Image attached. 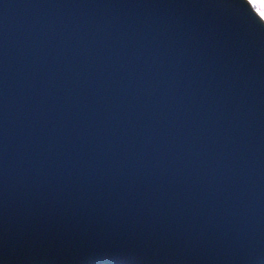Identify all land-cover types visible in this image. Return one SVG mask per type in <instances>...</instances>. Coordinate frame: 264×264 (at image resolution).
I'll use <instances>...</instances> for the list:
<instances>
[{"label": "water", "instance_id": "obj_1", "mask_svg": "<svg viewBox=\"0 0 264 264\" xmlns=\"http://www.w3.org/2000/svg\"><path fill=\"white\" fill-rule=\"evenodd\" d=\"M0 264H264L246 0H0Z\"/></svg>", "mask_w": 264, "mask_h": 264}, {"label": "snow or ice", "instance_id": "obj_2", "mask_svg": "<svg viewBox=\"0 0 264 264\" xmlns=\"http://www.w3.org/2000/svg\"><path fill=\"white\" fill-rule=\"evenodd\" d=\"M247 5L256 13L261 22H264V0H247Z\"/></svg>", "mask_w": 264, "mask_h": 264}, {"label": "rangeland", "instance_id": "obj_3", "mask_svg": "<svg viewBox=\"0 0 264 264\" xmlns=\"http://www.w3.org/2000/svg\"><path fill=\"white\" fill-rule=\"evenodd\" d=\"M247 1V0H246Z\"/></svg>", "mask_w": 264, "mask_h": 264}]
</instances>
